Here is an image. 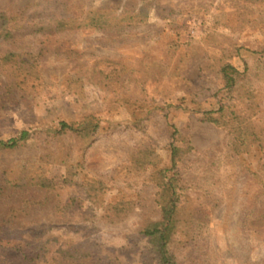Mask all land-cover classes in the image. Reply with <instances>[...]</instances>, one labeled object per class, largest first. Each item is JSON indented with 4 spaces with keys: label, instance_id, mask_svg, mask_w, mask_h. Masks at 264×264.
Returning <instances> with one entry per match:
<instances>
[{
    "label": "rangeland",
    "instance_id": "1",
    "mask_svg": "<svg viewBox=\"0 0 264 264\" xmlns=\"http://www.w3.org/2000/svg\"><path fill=\"white\" fill-rule=\"evenodd\" d=\"M98 8L150 15L0 41V53L33 64L29 74L0 66V138L31 131L0 148V264H158L141 228L162 214L160 187L154 168L132 164L150 146L167 163L169 123L193 146L178 168L195 238L172 244L178 264H264V0H0V12L26 22ZM227 62L240 70L233 80ZM221 105L225 120L234 112L255 127L244 150L226 125L203 119ZM144 106L150 116L134 125L131 109ZM90 113L102 123L89 137L51 132ZM40 174L54 185L29 180ZM96 180L104 188L93 196Z\"/></svg>",
    "mask_w": 264,
    "mask_h": 264
},
{
    "label": "trees",
    "instance_id": "2",
    "mask_svg": "<svg viewBox=\"0 0 264 264\" xmlns=\"http://www.w3.org/2000/svg\"><path fill=\"white\" fill-rule=\"evenodd\" d=\"M150 13L148 9L139 10H120L116 12L111 9H92L86 13L75 15L72 13L58 14L46 16L39 20L25 21V18L18 19L17 16H10L5 12H0V41H10L12 36L18 30H30V31H44V30H65L69 28H75L80 26H92V27H115L119 25L141 22L147 20ZM17 55H25L19 51L8 50L0 53V66H9L14 72L26 71L29 74L32 67V62L29 61V57L17 58ZM27 63L29 65H27ZM222 71L231 79L235 78V74L240 73L238 67L231 62H227L223 65ZM132 101V100H126ZM174 104V103H172ZM133 105V104H130ZM176 106H182L181 103H176ZM137 110V108L131 109L133 115V124H139L141 120L149 117L151 109ZM157 108L162 110L166 107L157 105ZM227 107L221 105L217 108L201 110L204 114L203 119L212 120L219 124L226 125L229 130L236 134L237 151L244 150L251 144L250 134L254 140H257V131L253 125L245 127L243 121L237 118L234 112H231L229 119L225 120V114H227ZM216 113H220L216 115ZM102 123V118L95 114L90 113L86 117L78 121H70L62 119L59 121L56 127L52 128L51 132L55 134H65L68 131L78 134L79 136L89 137L91 136ZM169 129L171 137L173 138L168 148L169 160L166 164L160 165L159 159H162L157 150L153 147H146L141 150L137 156L133 157L132 166L136 171H150L153 168V175H151L154 181L158 182L160 187L159 200L161 203L162 214L159 218L150 219L146 221L141 228V232L148 238L150 242V248L154 252V259L157 260L158 264H178L174 253L171 251V246L174 241L179 240L181 237H187L188 240L195 238V234L191 229L196 219L193 218L194 214L191 213V209L187 207V204H183L184 187L181 185V173L178 168L179 161L182 156L192 149V145L188 141L183 144L177 139L179 132L177 126L169 123ZM31 131L29 129H23L19 134L11 136L9 138H0L1 147H15L18 146L22 141L30 138ZM29 180L33 184H39L42 186H53L54 179L48 175L40 174L31 175ZM92 185L95 187V195L98 196L99 192L103 190V183L97 180ZM3 190V185H0V191ZM93 190V189H91ZM101 194V192H100ZM261 195H264V187L261 189ZM112 208L127 212V210L121 208L119 202L115 204H109ZM0 246L2 244L0 243ZM41 247V246H40ZM21 253H28L27 249L20 248ZM36 250V249H35ZM33 250V252L35 251ZM85 252V253H84ZM84 255H90L91 249H85ZM37 255H40L37 254Z\"/></svg>",
    "mask_w": 264,
    "mask_h": 264
}]
</instances>
